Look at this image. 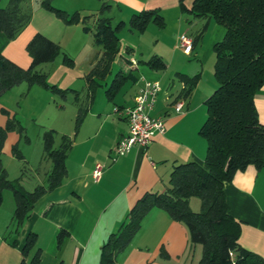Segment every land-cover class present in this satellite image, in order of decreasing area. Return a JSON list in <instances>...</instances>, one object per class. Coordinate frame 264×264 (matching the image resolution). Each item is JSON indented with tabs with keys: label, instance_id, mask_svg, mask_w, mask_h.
<instances>
[{
	"label": "crops",
	"instance_id": "1",
	"mask_svg": "<svg viewBox=\"0 0 264 264\" xmlns=\"http://www.w3.org/2000/svg\"><path fill=\"white\" fill-rule=\"evenodd\" d=\"M180 1L54 0V7L67 13L78 12L79 21L67 24L54 12L41 8L37 0H29V24L13 40L0 34V54L22 68L31 63L26 46L36 33L57 43L72 59L69 65L59 55L38 67L47 72L48 84L68 90L65 96L26 83L0 96V127L5 126L8 117L17 119L23 129L22 118L34 123L36 142L32 143L24 130L22 134L9 131L3 142V149L9 153L12 146L20 147L24 142L22 160L27 164L38 161L39 166H31L38 177L33 188L46 184L51 169V164L41 168L47 163L41 160L42 133L53 130L57 147L63 135L71 139L62 183L36 201L19 234L6 238L14 198L12 192H3L0 264L21 262V247L31 231L36 234V244L28 258L39 249V264H99L101 244L126 218L133 204L146 192H163L176 164L205 157L207 143L199 129L206 119L205 100L214 87L213 45L223 38L224 28L212 19L193 17L181 8ZM192 2L182 0L186 9ZM104 4L108 7L101 10ZM143 10H156L163 26L150 22L142 32L131 29L130 18ZM100 16L110 17L113 24L122 22L123 26L117 32L119 51L103 78L93 76L99 84L91 96L87 77L102 54L93 37V26ZM182 34L196 39L189 55L178 47ZM151 58L162 62L163 68L148 65ZM205 65L208 83L203 79L207 76ZM179 73L200 74L187 98L181 96L184 83L178 78ZM145 80L160 85L150 115L162 117L165 130L155 133L145 149L133 147L117 156L114 147L128 130L122 110L134 103ZM114 81L119 83L118 88L109 99L106 90ZM180 101L183 106L178 112L175 105ZM254 103L259 120L264 123V86L256 93ZM80 105L83 114L77 120ZM35 156L37 160H32ZM96 167L100 168L98 178L93 177ZM20 184L27 191L33 189L24 182ZM224 194L230 214L240 222V245L264 257V167L250 165L236 172L232 181L225 183ZM188 204L192 211L200 210L197 197L189 198ZM61 231L63 239L58 244ZM13 238L17 239L16 246L9 243ZM201 254L199 244L190 243L184 224L153 208L127 248L117 255L116 264H198Z\"/></svg>",
	"mask_w": 264,
	"mask_h": 264
},
{
	"label": "trees",
	"instance_id": "2",
	"mask_svg": "<svg viewBox=\"0 0 264 264\" xmlns=\"http://www.w3.org/2000/svg\"><path fill=\"white\" fill-rule=\"evenodd\" d=\"M37 2L67 24L79 21L78 12L67 13L56 8L53 0ZM180 6L193 17L212 19L225 29L222 40L213 45V76L217 86L205 100L206 119L199 129L207 143L206 154L203 159L176 164L163 192H146L133 204L126 218L101 244L99 264H116L117 255L127 248L142 220L153 208L165 211L173 221L186 226L190 243L202 248L198 264H264V257L240 245V222L230 214L224 194L225 183H230L236 172L250 165L257 169L264 167V123L260 122L254 103L256 93L264 86V0H193L189 9L181 0ZM107 7L104 4L101 10ZM31 16L32 8L27 0H8L6 5H0V34L13 40L29 24ZM150 22L163 26V19L156 10H143L130 18L129 27L142 32ZM122 26V22L113 24L110 17L104 16L98 17L94 23V44L101 47L102 54L87 77L91 96L99 84L93 76L103 78L119 51L117 32ZM84 29L87 31L90 27L84 26ZM26 51L31 57L28 68H22L0 54V96L21 83L40 85L65 96L68 90L48 84L47 72L38 67L54 61L59 55L69 65L72 59L57 43L40 33L28 42ZM147 64L153 68L164 66L156 58H151ZM199 75L178 74L184 83L183 98L191 94ZM118 84L114 81L106 90L109 99ZM82 114L80 105L77 120ZM12 130L22 134L24 129L14 117H8L5 126L0 127V148L6 133ZM54 138L53 130L42 133L41 160L50 161L51 169L46 175V184L37 185L30 191L25 190L18 179H8L0 159V204L5 190H11L14 198V210L5 238L20 233L36 201L58 187L66 175L65 159L71 148V139L63 135L59 146L54 147ZM13 150L15 156L23 158L17 146ZM191 197L200 200L197 212L189 207ZM62 239L63 231L57 236L58 244ZM9 243L16 246L17 239L13 238ZM35 244L36 234L31 231L25 236L21 247L23 258L19 264H39V249L28 258Z\"/></svg>",
	"mask_w": 264,
	"mask_h": 264
},
{
	"label": "built area",
	"instance_id": "3",
	"mask_svg": "<svg viewBox=\"0 0 264 264\" xmlns=\"http://www.w3.org/2000/svg\"><path fill=\"white\" fill-rule=\"evenodd\" d=\"M178 47L189 55L193 48V38L186 34L180 35ZM160 89L158 82L143 81L137 95L134 97V103L123 108L122 114L128 122V130L126 134L119 138L114 147V153L117 156L124 155L133 147L145 149L155 133H162L165 130L163 118L150 115ZM182 106V101L176 103V110L181 111ZM99 175L100 168L96 167L93 177L98 178Z\"/></svg>",
	"mask_w": 264,
	"mask_h": 264
},
{
	"label": "rangeland",
	"instance_id": "4",
	"mask_svg": "<svg viewBox=\"0 0 264 264\" xmlns=\"http://www.w3.org/2000/svg\"><path fill=\"white\" fill-rule=\"evenodd\" d=\"M27 1L29 2V0H27ZM7 2H8V0H1L0 5L4 6L7 4ZM53 2H54V0H53ZM217 25L222 26L220 24H217ZM224 34H225V29H224ZM212 53H214V51ZM190 60L193 61L192 58ZM207 70H208V65L207 66L205 65L204 71H207ZM209 70H210V66H209ZM203 79H204V82L206 81V83H208V71H207V76L205 75ZM211 79H212L211 82L213 81V84H214L213 85L214 87L212 89V92H213L217 86V83H216L214 78H211ZM102 91H103V89H102ZM57 100L60 101V98L58 96H57ZM22 125L25 127L24 128V134L31 139L32 143L36 142V134L37 133L35 132L34 123H32V121H30V120L22 118ZM7 133H6V135H7ZM6 135L4 137V140L6 138ZM4 140H3V142H4ZM22 140H23V138H22ZM23 145H25L24 142H22L20 144V147H17L19 152L21 151V146H23ZM54 147H57V144H55ZM20 154L22 155L21 152H20ZM22 157H23V155H22ZM0 159H1L2 167L7 172L8 179H10L11 181H16L18 179L19 182H24V183H26V185H30L31 186L30 188H33V185L35 186V184H36L35 179L38 177L36 175V172H34L31 169V166L32 165L33 166H39L38 161H30V163L27 164L24 160H22L23 158L21 159V158L14 155L13 146H12V149H10V153H9V151L4 150L3 149V143H2L1 148H0ZM32 160H37L36 156L34 158H32ZM46 161H47L46 164H44V163L42 164V166H41L42 169L45 168L46 165L50 166V164H51L50 161H48V160H46ZM27 188H29V187H27ZM5 191L12 192L11 190H5ZM199 246L201 247V245H199Z\"/></svg>",
	"mask_w": 264,
	"mask_h": 264
}]
</instances>
